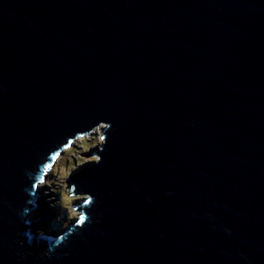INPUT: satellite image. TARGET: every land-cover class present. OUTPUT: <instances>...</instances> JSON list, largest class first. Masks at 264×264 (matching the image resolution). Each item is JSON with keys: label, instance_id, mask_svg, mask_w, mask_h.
Masks as SVG:
<instances>
[{"label": "water", "instance_id": "water-1", "mask_svg": "<svg viewBox=\"0 0 264 264\" xmlns=\"http://www.w3.org/2000/svg\"><path fill=\"white\" fill-rule=\"evenodd\" d=\"M99 126L79 217L32 230ZM0 264H264V0H0Z\"/></svg>", "mask_w": 264, "mask_h": 264}, {"label": "rangeland", "instance_id": "rangeland-1", "mask_svg": "<svg viewBox=\"0 0 264 264\" xmlns=\"http://www.w3.org/2000/svg\"><path fill=\"white\" fill-rule=\"evenodd\" d=\"M102 132L100 126L96 127L93 132L76 137L70 146L60 151L57 159L43 176V180L38 183L39 198L31 214V217L37 220L32 230L62 232L69 223L79 217L77 205L88 194H75L73 182L69 178L89 166L90 162L97 161L96 150L104 141ZM43 203L50 210L42 209Z\"/></svg>", "mask_w": 264, "mask_h": 264}, {"label": "trees", "instance_id": "trees-1", "mask_svg": "<svg viewBox=\"0 0 264 264\" xmlns=\"http://www.w3.org/2000/svg\"><path fill=\"white\" fill-rule=\"evenodd\" d=\"M58 165H59V166H61V164H60V163H59ZM60 200H61V199H60ZM43 205H44V206H43ZM41 206H42V207H41L42 209H43V208H44V209H45V208H49V207H48L47 205H45L44 203H43V204H41ZM49 210H50V208H49Z\"/></svg>", "mask_w": 264, "mask_h": 264}]
</instances>
